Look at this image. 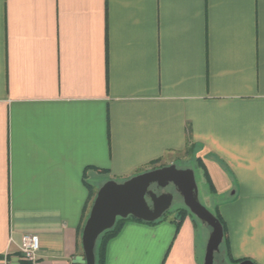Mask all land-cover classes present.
<instances>
[{"label": "crops", "instance_id": "1", "mask_svg": "<svg viewBox=\"0 0 264 264\" xmlns=\"http://www.w3.org/2000/svg\"><path fill=\"white\" fill-rule=\"evenodd\" d=\"M181 152L264 264V0H0V264H86L99 188ZM200 223L128 220L104 264H203Z\"/></svg>", "mask_w": 264, "mask_h": 264}, {"label": "water", "instance_id": "2", "mask_svg": "<svg viewBox=\"0 0 264 264\" xmlns=\"http://www.w3.org/2000/svg\"><path fill=\"white\" fill-rule=\"evenodd\" d=\"M174 184L185 207L203 225L211 229L205 249L203 264H215L216 254L224 241V228L216 215L199 199V188L194 169H179L175 164L149 170L118 182L110 180L103 184L97 193L89 217L82 233V247L86 264H96V246L100 236L112 229L117 220L134 217L145 222L161 219L173 205V196H157L150 187L153 184L165 187ZM147 197L153 203L148 204ZM238 264H255L243 260Z\"/></svg>", "mask_w": 264, "mask_h": 264}, {"label": "trees", "instance_id": "3", "mask_svg": "<svg viewBox=\"0 0 264 264\" xmlns=\"http://www.w3.org/2000/svg\"><path fill=\"white\" fill-rule=\"evenodd\" d=\"M210 186H211V184H210ZM215 215L220 220V222L222 223L223 228H224V235H225L224 237L225 238H224L223 245L225 247L226 240H227L226 239V224H225L224 220L222 219V217L217 212H216ZM187 216H192L196 221H198V219L194 215H192L191 212L186 207H183V208H180V209L177 210V213H176V216H175V220L177 221V224L178 225L181 224L183 222V220ZM164 219H167V218L164 217V218H161V219H159V220H157L155 222H145V221H142V220H138V219H136L134 217H129L127 219H120L119 218L117 220L115 226L112 229L104 232L100 236V238H99V240L97 242V246H96V264H104L105 263V250H106V245H107L108 241L110 239H112L113 237H115L119 233V231L122 228V226L124 225V223L127 222L128 220H133V221H138V222H145V223H149V224H155V223L163 221ZM228 256H229V254H228ZM231 260L235 264H238L241 261H243V260H233V259H231Z\"/></svg>", "mask_w": 264, "mask_h": 264}, {"label": "rangeland", "instance_id": "4", "mask_svg": "<svg viewBox=\"0 0 264 264\" xmlns=\"http://www.w3.org/2000/svg\"><path fill=\"white\" fill-rule=\"evenodd\" d=\"M184 155L185 154L182 153V152L179 153V154H176L177 157H176V160H174L175 164H177L178 166H190L191 168L195 169L196 181H197L198 188H199V199H200V201H201L202 204H204L210 211H212L214 214H216L215 208H212L209 205V203L206 201L205 196L207 194H209V188H208L207 184H203L202 183V175H201V173L198 172L197 165H195L194 162H192V161H188L187 159L184 160L183 159ZM183 207H185L184 203L182 202L181 199L180 200L178 199L172 205V207L169 210V212H167L166 215H164L162 218L166 217L168 219V218L175 217L176 216V213H177V210L180 209V208H183ZM210 232H211V229L208 226H206L205 240H203V244H202V248H201V256H202V258H204V255H205L206 243H207V239L209 237ZM221 248L223 249L224 247L222 246ZM221 257L223 259H225V254L221 253ZM219 258H220V256H219ZM225 264H228V263L225 262Z\"/></svg>", "mask_w": 264, "mask_h": 264}, {"label": "flooded vegetation", "instance_id": "5", "mask_svg": "<svg viewBox=\"0 0 264 264\" xmlns=\"http://www.w3.org/2000/svg\"><path fill=\"white\" fill-rule=\"evenodd\" d=\"M172 164H175V163H172ZM168 165H171V164H166V165H162V166H155L154 168H152L151 170L153 169H157V168H161V167H164V166H168ZM179 169H186V168H191L190 166H178L177 164H175ZM150 189L157 195V196H160V195H163V194H171L173 196V204L179 199L182 200L183 202V197L181 196V194L179 193L177 187L170 183L169 185L165 186V187H162V186H159L158 184H153ZM147 201H148V204L152 207L153 206V203H152V200L150 197H147ZM184 203V202H183ZM169 212V211H168ZM167 213V212H166ZM165 213V215H166ZM220 256V258H219ZM215 264H225V261L224 259L221 257V253L219 252L218 254H216V257H215Z\"/></svg>", "mask_w": 264, "mask_h": 264}, {"label": "built area", "instance_id": "6", "mask_svg": "<svg viewBox=\"0 0 264 264\" xmlns=\"http://www.w3.org/2000/svg\"><path fill=\"white\" fill-rule=\"evenodd\" d=\"M40 249V239L37 235L27 234L22 238L20 247L21 256L30 262H34Z\"/></svg>", "mask_w": 264, "mask_h": 264}]
</instances>
